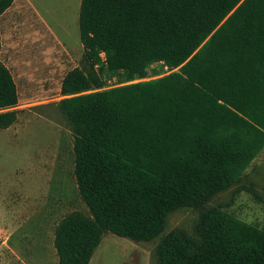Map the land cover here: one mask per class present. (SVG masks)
<instances>
[{
	"label": "trees",
	"instance_id": "obj_1",
	"mask_svg": "<svg viewBox=\"0 0 264 264\" xmlns=\"http://www.w3.org/2000/svg\"><path fill=\"white\" fill-rule=\"evenodd\" d=\"M14 2L0 0V16ZM78 23L86 68L64 76L59 106L90 216L59 221L58 264H90L107 232L152 241L184 208L198 212L192 233L162 237L156 264H264V229L207 206L264 146V0H82ZM103 63L128 81L158 63L180 72L91 92ZM19 99L0 60L1 129Z\"/></svg>",
	"mask_w": 264,
	"mask_h": 264
},
{
	"label": "rangeland",
	"instance_id": "obj_2",
	"mask_svg": "<svg viewBox=\"0 0 264 264\" xmlns=\"http://www.w3.org/2000/svg\"><path fill=\"white\" fill-rule=\"evenodd\" d=\"M81 1L15 0L0 16V60L10 70L20 97L12 109L17 122L0 128V264H58L53 243L57 224L75 211L90 216L74 177V135L59 106L65 98L64 76L74 68H86L78 23ZM163 65H152L147 79L128 81L124 71L100 64L95 71L104 85L91 92L180 72ZM177 154L185 159L177 161L197 164L195 154L181 150ZM237 181L207 206L264 229V146ZM197 218L193 209L172 211L163 233L149 242L107 232L90 264H156L162 237L177 229L191 234Z\"/></svg>",
	"mask_w": 264,
	"mask_h": 264
}]
</instances>
